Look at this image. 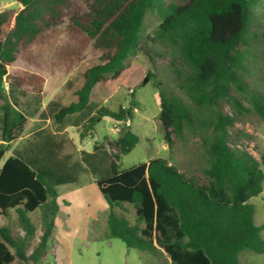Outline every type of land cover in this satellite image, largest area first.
<instances>
[{
  "label": "trees",
  "instance_id": "trees-1",
  "mask_svg": "<svg viewBox=\"0 0 264 264\" xmlns=\"http://www.w3.org/2000/svg\"><path fill=\"white\" fill-rule=\"evenodd\" d=\"M16 1L20 9L0 12V162L28 122L10 94L24 85L41 93L56 68L77 74L63 85L58 101L48 105L55 127L36 131L0 169V215L14 209L23 231L14 235L9 226H0V264L41 263L60 209L58 198L78 183L83 165L98 175L96 184L110 208L109 234L128 248L166 255L171 264H244L240 252L264 253L262 226L254 223L255 207L249 202L263 191L264 170L256 157L230 145L236 115L254 112L264 120V95L246 80L256 38L253 9L263 0ZM76 2L87 8L73 11L70 22L59 27ZM151 11L161 22L149 39L172 49L184 65L176 84L190 101L155 83L164 142L172 149L174 137H199L205 182L181 173L163 157L126 169L107 157L100 170L96 154L101 147L81 151L64 131L70 117L84 125L81 139L103 118L132 119L136 101L117 110L105 103L120 87L134 97L141 85L142 67L126 61L140 49ZM19 62L28 71L11 76L9 68ZM223 103L235 115L224 113ZM139 141L130 126L124 127L117 157ZM126 203L135 209L134 223L115 210ZM37 210L39 226L28 215Z\"/></svg>",
  "mask_w": 264,
  "mask_h": 264
},
{
  "label": "rangeland",
  "instance_id": "rangeland-1",
  "mask_svg": "<svg viewBox=\"0 0 264 264\" xmlns=\"http://www.w3.org/2000/svg\"><path fill=\"white\" fill-rule=\"evenodd\" d=\"M20 8L21 5L16 0H0V12ZM85 8H87L86 4L76 2L73 8L64 14L59 27H64L70 22L73 11L77 9L82 11ZM160 22L157 11L147 14L140 49L131 54L126 61L142 67L143 79L134 97L131 96L130 89L120 87L105 103L106 107L117 110L121 105L128 107L132 105V101H136V108L129 125L117 124L113 119L103 118L82 139L80 133L84 125L78 118H68L64 127H80L76 131L70 128L69 132L81 151L93 150L94 145L101 147L96 154L100 170L107 157L120 164V169L147 162L151 158L163 157L169 165L175 166L181 173L205 182L202 169L206 166V162L199 137L186 136L185 140L174 137L175 144L172 149H169L164 142L155 83H159L166 92L174 94L186 103L190 101L176 84L177 72L184 70V65L172 49L149 39L156 35ZM251 31L255 33L256 38L250 48L246 80L254 90L264 95V0L253 9ZM9 71L11 76L22 75L28 71V66L22 62L15 63ZM76 74L75 69L67 72L63 68H56L48 74L41 93L35 92L32 86L24 85L10 94L12 100L18 101L21 109L28 115L26 126L14 142L15 150L24 147L33 137L32 119L42 117L44 124L49 119L48 126L55 127L48 105L58 101L63 85L75 79ZM147 74L151 75V78ZM144 78H147V81L143 84ZM6 88L8 89V86ZM2 103L3 100L0 98V106ZM244 106L248 107V104L244 103ZM222 108L224 113L235 115L228 103H223ZM236 116L234 124L230 127V145L233 147L239 144L241 149L260 161L264 170V120L254 112ZM1 118L0 110V124ZM117 125L120 131L115 130ZM126 125L140 137V141L128 154L119 159L117 140ZM21 137H26V140ZM97 177L98 175L92 174L83 165L79 172L78 183L61 193L60 209L55 218L51 243L40 264H171L166 255L151 256L140 250L128 248L122 240L109 234L107 221L110 208L96 184ZM249 202L255 207L254 223L262 226L260 234L264 239V183L261 194L252 197ZM115 210L134 223L135 209L132 205L126 203L122 208L116 207ZM28 215L39 226V210ZM2 225L9 226L14 235L23 234L14 209L7 215H0V226ZM41 234L39 228L37 237ZM239 260L244 264H264V253L244 250L240 252Z\"/></svg>",
  "mask_w": 264,
  "mask_h": 264
},
{
  "label": "crops",
  "instance_id": "crops-1",
  "mask_svg": "<svg viewBox=\"0 0 264 264\" xmlns=\"http://www.w3.org/2000/svg\"><path fill=\"white\" fill-rule=\"evenodd\" d=\"M33 121V123H32V127H34L33 128V132L35 133L36 131H38V130H40V129H42L43 127H46V126H48V122H49V119H47L46 121H47V123H42L43 122V120L44 119H42V117H36V118H34V119H32ZM131 121V120H130ZM70 128H72V129H74L75 131L77 130V129H79L80 127H65L64 128V131L65 132H67L68 134H69V136L72 138V140L74 141V143L77 145V147H78V149L79 150H81V148H80V146L76 143V141H75V139L73 138V136L70 134V132H69V129ZM95 128V127H94ZM32 132V133H33ZM29 136V135H28ZM21 138H23L24 140H26V137H21ZM15 141H17V140H15ZM14 141V142H15ZM14 142H12L10 145H9V150L6 152V154H5V158L0 162V169L2 168V165H3V163H4V160L6 159V158H8V157H10V156H12V155H14L18 150H21L23 147H21V148H19L18 150H15V146H14ZM0 143H3L2 142V140L0 139ZM84 150H86V152H93V150H91V149H84ZM60 196H61V194H60ZM59 196V197H60ZM58 202H59V198H58ZM54 231V230H53ZM45 255H46V252H45Z\"/></svg>",
  "mask_w": 264,
  "mask_h": 264
},
{
  "label": "built area",
  "instance_id": "built-area-1",
  "mask_svg": "<svg viewBox=\"0 0 264 264\" xmlns=\"http://www.w3.org/2000/svg\"><path fill=\"white\" fill-rule=\"evenodd\" d=\"M114 121H115L117 124H122V123H124V124L129 125V120H125V121L114 120ZM127 125H126V126H127ZM115 130H116V131H120V127L117 125V126L115 127ZM236 147L239 148V149H241V147H240L239 144H236Z\"/></svg>",
  "mask_w": 264,
  "mask_h": 264
},
{
  "label": "water",
  "instance_id": "water-1",
  "mask_svg": "<svg viewBox=\"0 0 264 264\" xmlns=\"http://www.w3.org/2000/svg\"><path fill=\"white\" fill-rule=\"evenodd\" d=\"M146 81H147V78H144V80H143V84H144Z\"/></svg>",
  "mask_w": 264,
  "mask_h": 264
}]
</instances>
